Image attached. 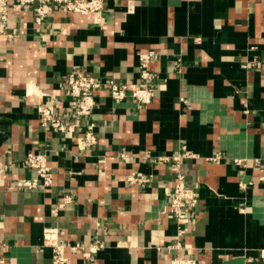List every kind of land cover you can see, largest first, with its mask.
<instances>
[{
  "label": "crops",
  "instance_id": "0c3cea01",
  "mask_svg": "<svg viewBox=\"0 0 264 264\" xmlns=\"http://www.w3.org/2000/svg\"><path fill=\"white\" fill-rule=\"evenodd\" d=\"M15 0H11L12 3ZM94 13L10 8L0 37V264H264V0H105ZM153 50L149 103L95 91L96 142L43 129L38 106L73 120L64 78L76 71L142 83L138 53ZM45 151L52 184L16 188L27 152ZM180 160L198 203L184 234L168 209ZM217 156V158H216ZM243 183L244 186H240ZM102 246L96 248L95 245Z\"/></svg>",
  "mask_w": 264,
  "mask_h": 264
},
{
  "label": "built area",
  "instance_id": "2783aa9c",
  "mask_svg": "<svg viewBox=\"0 0 264 264\" xmlns=\"http://www.w3.org/2000/svg\"><path fill=\"white\" fill-rule=\"evenodd\" d=\"M0 0V37H11V33H7V19L10 8L19 10L23 6L32 5L34 9V22L42 25L50 12L56 7H61L66 11L79 13H94L95 23L102 26L101 12L103 10L105 0ZM156 56L155 51L148 50L138 53L139 77L142 83L129 87L127 83L117 82L113 79L97 77L86 73L71 71L64 78L67 89L72 97L75 98L73 111V120L67 122L59 113H57L51 105L38 106V120L40 126L45 130H53L60 132L72 133L79 128L83 135V144L88 146L96 142L94 132L95 123L91 119L94 108L96 107L95 91L99 89H107L115 100L132 98L138 103H149L154 95L153 73L149 65ZM185 152L182 155L173 157V166L175 178L171 183L170 194L168 198V209L176 224V234L178 236L184 234L187 225L193 218V209L198 203L197 192L195 188L186 185L183 173L180 170V160L183 156H188ZM217 158V156H216ZM45 151L27 152L22 159L24 166L32 170L31 175L16 179L12 186L25 189H43L52 184V171L48 164ZM244 186L243 183H239ZM43 243L52 247L55 253V264H64L68 262L65 250L85 251L92 245H83L80 242H68L59 240L55 228H46L43 233ZM5 243L0 242V247ZM102 244L95 245L96 248ZM174 264H199L193 257H177Z\"/></svg>",
  "mask_w": 264,
  "mask_h": 264
}]
</instances>
